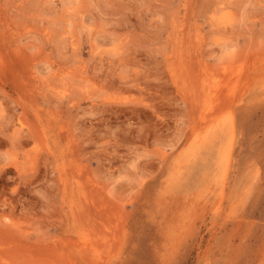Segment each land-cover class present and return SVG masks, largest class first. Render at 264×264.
Wrapping results in <instances>:
<instances>
[{
	"label": "rangeland",
	"instance_id": "1",
	"mask_svg": "<svg viewBox=\"0 0 264 264\" xmlns=\"http://www.w3.org/2000/svg\"><path fill=\"white\" fill-rule=\"evenodd\" d=\"M0 264H264V0H0Z\"/></svg>",
	"mask_w": 264,
	"mask_h": 264
},
{
	"label": "bare ground",
	"instance_id": "2",
	"mask_svg": "<svg viewBox=\"0 0 264 264\" xmlns=\"http://www.w3.org/2000/svg\"><path fill=\"white\" fill-rule=\"evenodd\" d=\"M204 111V110H203ZM214 117H215V115H214ZM214 117L212 118V121L211 122H214L213 123V126L211 127V128H215V129H222L223 128V126L225 125L224 123H223V120L222 119H218L220 116H218V118H216L215 119V121L213 120L214 119ZM225 119V118H224ZM213 131H215L214 129H213ZM17 135V134H16Z\"/></svg>",
	"mask_w": 264,
	"mask_h": 264
}]
</instances>
